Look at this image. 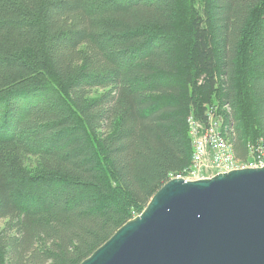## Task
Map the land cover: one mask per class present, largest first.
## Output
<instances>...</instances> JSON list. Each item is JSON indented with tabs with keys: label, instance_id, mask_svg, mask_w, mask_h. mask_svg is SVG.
<instances>
[{
	"label": "trees",
	"instance_id": "trees-1",
	"mask_svg": "<svg viewBox=\"0 0 264 264\" xmlns=\"http://www.w3.org/2000/svg\"><path fill=\"white\" fill-rule=\"evenodd\" d=\"M264 141V0H0V264H79L187 168V120Z\"/></svg>",
	"mask_w": 264,
	"mask_h": 264
},
{
	"label": "water",
	"instance_id": "water-1",
	"mask_svg": "<svg viewBox=\"0 0 264 264\" xmlns=\"http://www.w3.org/2000/svg\"><path fill=\"white\" fill-rule=\"evenodd\" d=\"M79 264H264V166L171 178Z\"/></svg>",
	"mask_w": 264,
	"mask_h": 264
},
{
	"label": "built area",
	"instance_id": "built-area-1",
	"mask_svg": "<svg viewBox=\"0 0 264 264\" xmlns=\"http://www.w3.org/2000/svg\"><path fill=\"white\" fill-rule=\"evenodd\" d=\"M226 109L223 108L225 113ZM224 123L225 115H221L214 105L208 107L204 118L193 113L188 117L193 152L189 166L177 174L176 178L198 180L217 173L264 166V141H260L257 146H249L248 158L238 159L226 137L227 127Z\"/></svg>",
	"mask_w": 264,
	"mask_h": 264
},
{
	"label": "rangeland",
	"instance_id": "rangeland-1",
	"mask_svg": "<svg viewBox=\"0 0 264 264\" xmlns=\"http://www.w3.org/2000/svg\"><path fill=\"white\" fill-rule=\"evenodd\" d=\"M215 103H214V106H217V101H214ZM218 107V106H217ZM224 110H225V108H224ZM228 110V109H227ZM218 112L222 115V114H224L223 113V109L222 108H220V107H218ZM260 143V141L259 142H255V145L257 146V144H259ZM251 145H253V144H251ZM249 154H250V152H249Z\"/></svg>",
	"mask_w": 264,
	"mask_h": 264
}]
</instances>
